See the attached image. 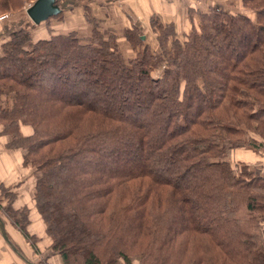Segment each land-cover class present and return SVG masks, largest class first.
<instances>
[{"label": "trees", "instance_id": "1", "mask_svg": "<svg viewBox=\"0 0 264 264\" xmlns=\"http://www.w3.org/2000/svg\"><path fill=\"white\" fill-rule=\"evenodd\" d=\"M35 1L0 0V16ZM237 2L190 7L183 28L153 15V43L60 3L45 23L70 31L41 39L27 19L1 43L0 136L25 151L63 264H264V173L233 169L225 149H264V0ZM15 200L0 186V213L33 248Z\"/></svg>", "mask_w": 264, "mask_h": 264}, {"label": "crops", "instance_id": "2", "mask_svg": "<svg viewBox=\"0 0 264 264\" xmlns=\"http://www.w3.org/2000/svg\"><path fill=\"white\" fill-rule=\"evenodd\" d=\"M82 3L79 5L74 4V0H63V4L66 9L80 8L86 9V6L92 8V16L100 24L104 26L108 32H112L118 29L128 28L132 22L139 24L141 27L150 28L149 18L153 15L159 16L164 23L174 22L183 28L186 24L185 13L188 8L182 3V0H79ZM83 7V8H82ZM80 13L70 10L69 15ZM10 14V13H9ZM11 18L0 24V45L9 35V33L18 31L23 26L28 25L27 10H23L22 13L17 15L10 14ZM81 16H83L81 14ZM86 17V16H85ZM86 18H83L85 22ZM180 20V21H179ZM10 22V24H8ZM49 23L51 25H49ZM48 24L44 23L36 29L38 37L46 39L48 37L49 29H52L53 33H59L64 31H70L66 23H54L50 20ZM35 25V24H34ZM62 25V26H60ZM71 26V25H70ZM67 33V32H66ZM1 55V53H0ZM31 129L23 127L22 133L30 136ZM3 128L0 126V133ZM10 141L8 137L0 136V186L3 188L11 189L17 193V200H15L13 206L15 210L19 211L24 207L29 206V225L26 227L27 233L36 238L37 241L33 248L30 246L27 240L17 231V227L10 223L9 220L0 213V221L5 226L4 231L9 238L10 247L4 240L3 234L0 232V264H41L43 260L47 261V264H63L58 253L51 251V239L47 237L45 230V224L42 219L37 216L34 200V186H36L37 177L33 175V171L29 172L28 168L23 165V157L25 151H12L7 150V145ZM256 152V151H255ZM254 155V159H258V163L254 165H264V149H261ZM263 159V160H262ZM256 162V161H255ZM28 169V170H26ZM18 171V172H17ZM15 172H17L15 174ZM23 172L29 173V175L23 174ZM30 176V177H29ZM24 181V182H23ZM27 191L26 196L27 203L24 206L20 205L19 200L22 191ZM264 224V222H263ZM264 230V227H263ZM264 236V233H263ZM36 249V250H35ZM38 252V256L36 255ZM42 256L46 259L41 260Z\"/></svg>", "mask_w": 264, "mask_h": 264}, {"label": "rangeland", "instance_id": "3", "mask_svg": "<svg viewBox=\"0 0 264 264\" xmlns=\"http://www.w3.org/2000/svg\"><path fill=\"white\" fill-rule=\"evenodd\" d=\"M60 3L61 2H59L57 4V7H58V5H60ZM182 3H184L185 6H186V8H188V9L190 7L191 8H194V9H198V8H201V7L208 8V7H215V6H218L219 5V7L222 8V9H229V10H231V8H232L231 7V3L234 4V3H239V2H237V0H182ZM30 7H31V5H29L27 8H30ZM8 24H10V22ZM181 30L182 29L179 28L177 31L179 32ZM117 33L119 34L120 32H117ZM144 36L146 37L145 41L146 40L147 41H150V43H153L155 41V39H156V35L154 36L153 33L150 32V29L149 28H146L145 33H144ZM205 63H206L207 66H211V63L210 62L205 61ZM161 67L164 68V66H161ZM205 68L206 67L204 65V61H202V63L199 62L193 69L194 70H197V69H199V70H203L204 69L205 70ZM159 73H161V70H159V72H156L154 74L155 75L154 77L156 79L159 77ZM33 105L40 107V105L38 104L37 101H34L33 102ZM41 109H42V107H41ZM225 149H227L226 153H227V156H228V160L232 164L231 166L233 167V169L239 171V165H241V164H248V165H251L254 169H256L259 174L260 173H264V165H260V166L254 167V165L256 163H258V159H254V155L253 154L257 155V153L259 151H261V149L257 150L256 152L255 151H251V150H245V151L241 150V151H237V150L230 149L229 146H226ZM26 170H28V169H26ZM17 172H15V174ZM29 172H31V171H29ZM26 173L27 172H23V174H26ZM27 175H29V173H27ZM27 194H28V192L25 191V190L21 192V197H20V200H19L20 205L24 206V203H27V200H26ZM27 207L29 208V206H27ZM263 232H264V230H263ZM43 259H46V258H44L42 256L41 260H43ZM42 262H44V260ZM46 263H47V261H46Z\"/></svg>", "mask_w": 264, "mask_h": 264}, {"label": "water", "instance_id": "4", "mask_svg": "<svg viewBox=\"0 0 264 264\" xmlns=\"http://www.w3.org/2000/svg\"><path fill=\"white\" fill-rule=\"evenodd\" d=\"M57 3L58 0H36L33 4H31V7L27 9L29 21L34 23L36 26H40L41 24H44L49 18H55L59 16V14L62 12V9H60L59 6L57 7ZM145 39L146 37L143 36L142 41H145ZM4 228L5 226L0 221V232L3 234L6 243L10 247H13L9 243L10 241L7 234H5Z\"/></svg>", "mask_w": 264, "mask_h": 264}, {"label": "built area", "instance_id": "5", "mask_svg": "<svg viewBox=\"0 0 264 264\" xmlns=\"http://www.w3.org/2000/svg\"><path fill=\"white\" fill-rule=\"evenodd\" d=\"M26 8L25 10H27ZM11 18V15L9 13H5L2 16H0V24H3V22L7 21L8 19Z\"/></svg>", "mask_w": 264, "mask_h": 264}]
</instances>
